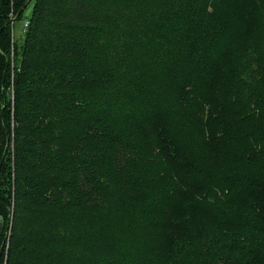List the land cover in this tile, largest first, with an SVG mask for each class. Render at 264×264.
<instances>
[{"label": "trees", "instance_id": "1", "mask_svg": "<svg viewBox=\"0 0 264 264\" xmlns=\"http://www.w3.org/2000/svg\"><path fill=\"white\" fill-rule=\"evenodd\" d=\"M0 220V264H264V0H0Z\"/></svg>", "mask_w": 264, "mask_h": 264}, {"label": "rangeland", "instance_id": "2", "mask_svg": "<svg viewBox=\"0 0 264 264\" xmlns=\"http://www.w3.org/2000/svg\"><path fill=\"white\" fill-rule=\"evenodd\" d=\"M246 4H244V7H246ZM250 4H253V6L251 7L253 12H254V21L252 20L250 23L246 24V26L244 27V32L246 35H248L249 33L252 32V28L257 26V19L259 17V13L262 11V10H257V7H258V3H250ZM255 5V6H254ZM30 9L28 8V10L25 12V14H27V12L29 13ZM14 34H15V38H17V41H20L21 40V37H22V19L21 20H16L14 22ZM2 225V221L0 220V226Z\"/></svg>", "mask_w": 264, "mask_h": 264}, {"label": "built area", "instance_id": "3", "mask_svg": "<svg viewBox=\"0 0 264 264\" xmlns=\"http://www.w3.org/2000/svg\"><path fill=\"white\" fill-rule=\"evenodd\" d=\"M27 25H28V20L26 19V20L24 21V24H23V31L26 30Z\"/></svg>", "mask_w": 264, "mask_h": 264}, {"label": "water", "instance_id": "4", "mask_svg": "<svg viewBox=\"0 0 264 264\" xmlns=\"http://www.w3.org/2000/svg\"><path fill=\"white\" fill-rule=\"evenodd\" d=\"M7 232V231H6ZM7 234V233H6ZM3 242L1 243V245H0V254H1V252H2V249H3Z\"/></svg>", "mask_w": 264, "mask_h": 264}, {"label": "crops", "instance_id": "5", "mask_svg": "<svg viewBox=\"0 0 264 264\" xmlns=\"http://www.w3.org/2000/svg\"><path fill=\"white\" fill-rule=\"evenodd\" d=\"M2 233V225L0 226V234Z\"/></svg>", "mask_w": 264, "mask_h": 264}]
</instances>
